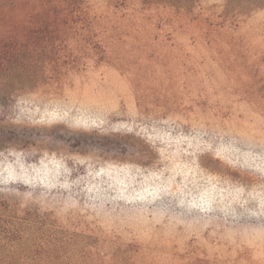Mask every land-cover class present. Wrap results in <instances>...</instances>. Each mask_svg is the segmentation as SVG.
<instances>
[{
    "label": "rangeland",
    "instance_id": "374dc122",
    "mask_svg": "<svg viewBox=\"0 0 264 264\" xmlns=\"http://www.w3.org/2000/svg\"><path fill=\"white\" fill-rule=\"evenodd\" d=\"M231 3L11 12L0 264H264V4Z\"/></svg>",
    "mask_w": 264,
    "mask_h": 264
},
{
    "label": "trees",
    "instance_id": "16d2710c",
    "mask_svg": "<svg viewBox=\"0 0 264 264\" xmlns=\"http://www.w3.org/2000/svg\"><path fill=\"white\" fill-rule=\"evenodd\" d=\"M146 5L162 4V6H168L173 8H189L196 0H142ZM232 8L242 10H254L264 4V0H231ZM81 0H0V46L5 47L13 39V36H8L9 25L12 22L10 16L12 11H24V10H53L58 7H62L67 10L78 7ZM63 5V6H62ZM8 42V43H7ZM12 43L8 47L13 48ZM21 48H13L12 50H0V70H7L9 77L16 69L24 67V65H31L27 57H24L21 53ZM13 79V78H9ZM14 80V79H13Z\"/></svg>",
    "mask_w": 264,
    "mask_h": 264
}]
</instances>
